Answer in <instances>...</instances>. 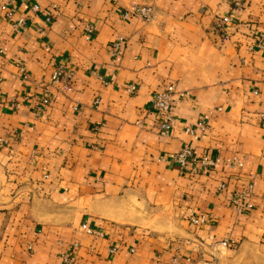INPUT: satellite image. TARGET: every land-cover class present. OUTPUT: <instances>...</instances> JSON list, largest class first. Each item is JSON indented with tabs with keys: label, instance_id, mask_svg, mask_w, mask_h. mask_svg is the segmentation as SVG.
I'll list each match as a JSON object with an SVG mask.
<instances>
[{
	"label": "crops",
	"instance_id": "0c3cea01",
	"mask_svg": "<svg viewBox=\"0 0 264 264\" xmlns=\"http://www.w3.org/2000/svg\"><path fill=\"white\" fill-rule=\"evenodd\" d=\"M135 3L152 17L123 16ZM0 48V264L264 256V0H0ZM168 83L161 135L150 96ZM183 145L218 161L181 169L166 156Z\"/></svg>",
	"mask_w": 264,
	"mask_h": 264
},
{
	"label": "built area",
	"instance_id": "2783aa9c",
	"mask_svg": "<svg viewBox=\"0 0 264 264\" xmlns=\"http://www.w3.org/2000/svg\"><path fill=\"white\" fill-rule=\"evenodd\" d=\"M238 4V2H236ZM30 8L32 11H37L39 9L36 3H31ZM7 12V14H9ZM128 13H131L143 20L149 19L153 14V7L147 3H135L132 4L129 8L124 10L122 13L123 16H126ZM51 15L49 12L45 14L43 17V21L45 23L50 21ZM26 25V20L24 17H18L12 21V26L14 29L19 30L23 29ZM83 34L86 38H88L92 31L93 25L90 23H85L83 28ZM120 40H114L111 42L110 53L114 56L115 59H118V51L117 47L119 45ZM258 44H261L259 41ZM1 50V48H0ZM71 72L63 66L59 65L54 68L50 75V82L57 83L62 77L66 79L71 77ZM66 84L63 82L62 86L64 87ZM136 89L134 84H127L126 90L131 93ZM174 85L172 83L166 84L163 88L154 90L150 96V107L156 112L157 115V127L158 131L161 135H167L171 126L172 121V109H173V101H174ZM206 120L204 117L196 120L193 124L185 127L184 132L190 134L193 138L198 137L197 131H203L206 127ZM5 141V139H0V142ZM166 158L175 162L179 168H185L186 166L191 167L192 169H202L207 170L212 168L215 163L218 161L217 159L211 158L207 155L195 156L190 147L183 145L179 150L175 152L168 153ZM231 164L240 165L238 160H235L233 157L230 159ZM220 189L222 185L218 186ZM252 192L251 183H247L241 191L236 192L231 202L233 207L238 212H241L245 208L250 207V196ZM204 215L200 214L197 217H193L192 221L194 223H202L204 221ZM84 226V225H83ZM87 232H91L90 229H86ZM67 260V259H66ZM166 264H178L176 258H172Z\"/></svg>",
	"mask_w": 264,
	"mask_h": 264
},
{
	"label": "rangeland",
	"instance_id": "374dc122",
	"mask_svg": "<svg viewBox=\"0 0 264 264\" xmlns=\"http://www.w3.org/2000/svg\"><path fill=\"white\" fill-rule=\"evenodd\" d=\"M256 249L250 248L246 253V259L240 258L241 254H238L237 257L233 260L231 264H264V256Z\"/></svg>",
	"mask_w": 264,
	"mask_h": 264
}]
</instances>
